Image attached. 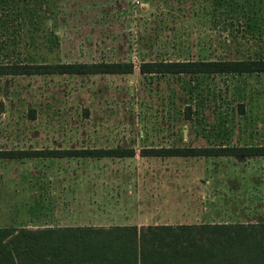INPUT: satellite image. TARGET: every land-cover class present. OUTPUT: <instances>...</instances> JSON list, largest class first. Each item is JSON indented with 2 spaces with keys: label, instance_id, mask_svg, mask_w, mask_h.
Listing matches in <instances>:
<instances>
[{
  "label": "rangeland",
  "instance_id": "374dc122",
  "mask_svg": "<svg viewBox=\"0 0 264 264\" xmlns=\"http://www.w3.org/2000/svg\"><path fill=\"white\" fill-rule=\"evenodd\" d=\"M250 59H264V0H0V66H134L128 75L0 76V151L134 152L0 159V228L264 220V159L142 153L264 146V73L139 72L148 62Z\"/></svg>",
  "mask_w": 264,
  "mask_h": 264
},
{
  "label": "trees",
  "instance_id": "16d2710c",
  "mask_svg": "<svg viewBox=\"0 0 264 264\" xmlns=\"http://www.w3.org/2000/svg\"><path fill=\"white\" fill-rule=\"evenodd\" d=\"M132 63L0 66V76L128 75ZM143 76L191 77L264 73V59L148 62ZM187 117L190 106L185 107ZM153 158H264V146H214L144 150ZM130 149L0 151V159L131 158ZM0 264H264V220L247 223L158 225L137 228H0Z\"/></svg>",
  "mask_w": 264,
  "mask_h": 264
},
{
  "label": "crops",
  "instance_id": "0c3cea01",
  "mask_svg": "<svg viewBox=\"0 0 264 264\" xmlns=\"http://www.w3.org/2000/svg\"><path fill=\"white\" fill-rule=\"evenodd\" d=\"M253 159V158H252ZM256 159H264V158H256ZM202 223H205V222H201V223H199V224H202ZM208 223H216V222H208ZM220 223V222H219ZM224 223H227V222H224ZM243 223H247V222H243ZM196 224H198V223H196Z\"/></svg>",
  "mask_w": 264,
  "mask_h": 264
},
{
  "label": "water",
  "instance_id": "95a60500",
  "mask_svg": "<svg viewBox=\"0 0 264 264\" xmlns=\"http://www.w3.org/2000/svg\"><path fill=\"white\" fill-rule=\"evenodd\" d=\"M147 2V0H142V3H146Z\"/></svg>",
  "mask_w": 264,
  "mask_h": 264
}]
</instances>
